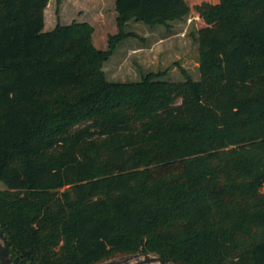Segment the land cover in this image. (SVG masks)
I'll return each mask as SVG.
<instances>
[{"label": "trees", "instance_id": "obj_1", "mask_svg": "<svg viewBox=\"0 0 264 264\" xmlns=\"http://www.w3.org/2000/svg\"><path fill=\"white\" fill-rule=\"evenodd\" d=\"M49 0H0V227L16 264H264V0H116L45 28ZM197 12L199 79L109 81L127 23ZM0 264H2L0 259Z\"/></svg>", "mask_w": 264, "mask_h": 264}, {"label": "rangeland", "instance_id": "obj_2", "mask_svg": "<svg viewBox=\"0 0 264 264\" xmlns=\"http://www.w3.org/2000/svg\"><path fill=\"white\" fill-rule=\"evenodd\" d=\"M197 12L168 25H149L132 19L124 30L130 35L119 41L103 64L105 76L113 82H136L150 72L158 80L199 79ZM116 0H49L45 10L48 31L58 23L87 22L92 39L100 50L109 49L110 36L119 32ZM3 185L0 183V189Z\"/></svg>", "mask_w": 264, "mask_h": 264}, {"label": "water", "instance_id": "obj_3", "mask_svg": "<svg viewBox=\"0 0 264 264\" xmlns=\"http://www.w3.org/2000/svg\"><path fill=\"white\" fill-rule=\"evenodd\" d=\"M0 259L2 264H16L6 244L4 233L0 227ZM101 264H169L159 255L148 252H136L117 256Z\"/></svg>", "mask_w": 264, "mask_h": 264}]
</instances>
